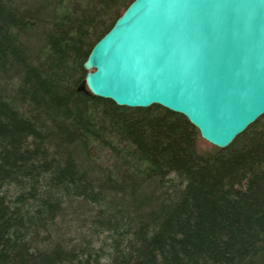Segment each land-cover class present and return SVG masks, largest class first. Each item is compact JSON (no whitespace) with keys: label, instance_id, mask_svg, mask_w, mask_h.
Wrapping results in <instances>:
<instances>
[{"label":"trees","instance_id":"1","mask_svg":"<svg viewBox=\"0 0 264 264\" xmlns=\"http://www.w3.org/2000/svg\"><path fill=\"white\" fill-rule=\"evenodd\" d=\"M135 0H0V264H264V115L225 149L81 92Z\"/></svg>","mask_w":264,"mask_h":264},{"label":"water","instance_id":"2","mask_svg":"<svg viewBox=\"0 0 264 264\" xmlns=\"http://www.w3.org/2000/svg\"><path fill=\"white\" fill-rule=\"evenodd\" d=\"M78 90L183 115L219 149L264 115V0H135Z\"/></svg>","mask_w":264,"mask_h":264},{"label":"rangeland","instance_id":"3","mask_svg":"<svg viewBox=\"0 0 264 264\" xmlns=\"http://www.w3.org/2000/svg\"><path fill=\"white\" fill-rule=\"evenodd\" d=\"M200 147L201 149H203L204 151H210L213 148H215V146L211 145L210 143L206 142L205 140H203V138L200 141Z\"/></svg>","mask_w":264,"mask_h":264}]
</instances>
